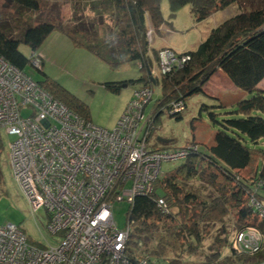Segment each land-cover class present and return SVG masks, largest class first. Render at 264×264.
I'll return each mask as SVG.
<instances>
[{"label": "trees", "instance_id": "1", "mask_svg": "<svg viewBox=\"0 0 264 264\" xmlns=\"http://www.w3.org/2000/svg\"><path fill=\"white\" fill-rule=\"evenodd\" d=\"M0 1L4 5L23 11L35 12L41 7V0ZM85 1V5H90V8L88 7L90 15H84L81 19L74 16L69 21L72 27L60 21L39 20L33 25L29 22L18 34H12L11 24L0 19V55L24 71L30 59L19 51V44L27 45L32 57L39 52L47 36L57 30L74 46L83 47L110 66L132 60L138 61L142 74L136 81L141 82V86L152 88V84L157 83L159 79L151 74L153 60H157L158 49L150 47L152 35L149 39L148 31L159 32L165 23L172 28L171 21H166L163 17L162 0ZM167 2L169 19H172L181 7L188 5L196 22L205 20L233 4L238 5V8L232 16L211 28L206 38L194 49L179 52L187 57L182 66L168 74H159L162 95L153 108L155 113L149 128L148 140L160 111L156 110L164 109L172 115L179 114L185 107L184 98L192 94H203V85L217 70L225 74L235 87L244 91L247 97L237 101L234 108H227L220 103L213 105L226 108L225 113L235 117L223 119L220 123L221 128L214 132V142L207 145L208 150L202 151L201 143L192 139L188 143L196 144L195 150L180 159L182 161L180 165L163 173V177L161 174L151 194L137 195L133 203L128 204L126 216L127 220L132 221V229L127 242V252L130 257L135 258L138 256L137 249L146 247L148 241H154L155 248L147 254L153 264L157 263L151 256H165L175 248V235L171 230H177L175 233L179 234L193 235L192 237L199 242L200 221L222 222L229 214V206L234 210V230H240L246 225H256L264 230L262 225L264 222L260 221L259 226L249 221L250 218H258L247 205L249 193L254 189V182L264 180V148L256 145L264 138V89L257 86L264 79V0H167ZM105 13H109L113 23L109 26L108 37L104 39L99 34L97 25L100 24L98 17H103ZM41 70L42 68L39 71ZM38 83L53 97L87 119L86 105L74 94L48 77ZM102 84L111 91H118L121 86L115 82ZM171 101L181 102L182 110L171 112L169 105ZM200 110L206 111L209 118L215 121L212 105L203 103ZM1 147L3 146L0 137ZM172 147L178 146L163 145L158 149ZM251 164L254 165V172L250 175L242 174V170ZM196 177L214 184L227 181L231 184V189L207 201L200 200L194 192L184 190L178 183L179 179ZM255 193L259 199H264V189L257 187ZM158 197L165 199L169 208L167 213L161 212L156 206ZM192 205L202 207L199 221L189 220L188 207L192 208ZM174 207L176 211L173 210ZM227 242L226 235L222 239L216 237V250L208 254L202 264H211L218 260L221 255L220 248L226 247ZM261 258H264V250L254 256L226 255L223 262H250ZM165 264L180 263L171 259Z\"/></svg>", "mask_w": 264, "mask_h": 264}, {"label": "built area", "instance_id": "2", "mask_svg": "<svg viewBox=\"0 0 264 264\" xmlns=\"http://www.w3.org/2000/svg\"><path fill=\"white\" fill-rule=\"evenodd\" d=\"M148 34L150 39L151 30ZM186 59L162 47L157 53L158 73L168 74ZM42 62L40 52L30 58L37 70ZM151 97L152 88L135 89L114 127L102 128L0 55V137H13L7 145L13 177L31 208L46 211V229L56 236L53 243L46 239L35 245L17 225H0V264H153L147 255L129 256L132 221L117 228L112 203L131 205L137 195L151 194L161 164L185 158L196 144L150 147L155 111H146V106ZM169 105L171 112L183 108L179 101ZM253 187L247 205L264 222V199L255 193L257 187L264 189V180ZM156 206L163 213L169 211L163 197L156 199ZM262 250L264 230L256 225L234 230L229 237V256H254ZM219 264H264V258Z\"/></svg>", "mask_w": 264, "mask_h": 264}, {"label": "rangeland", "instance_id": "3", "mask_svg": "<svg viewBox=\"0 0 264 264\" xmlns=\"http://www.w3.org/2000/svg\"><path fill=\"white\" fill-rule=\"evenodd\" d=\"M85 2V0H41L40 9L33 12L18 10L10 5H4L0 1V19L11 24L12 34H18L29 22L33 25L39 20L60 21L72 27V23L69 21L74 16L81 19L84 15H90L88 10L90 5H85ZM237 8L238 5L233 4L216 12L215 15L206 20L196 22L188 5L181 7L175 16L169 19L168 2L162 0L161 11L163 17L166 21H171L172 28L165 23L161 26L159 32L152 33L151 31L152 38L150 42L154 41L153 47L166 42L180 52L194 49L199 42L206 38L211 28L225 18L232 16ZM98 18L100 19V24L97 25L98 31L101 37L105 39L110 33L108 29L113 22L109 18V13H105L103 17ZM55 32L54 34H58L57 31ZM42 46L39 50L44 48L49 54L46 60L44 58L42 70H37L29 62L25 66L24 72L37 82H42L48 77L59 83L86 105L87 119L91 123L106 129L113 128L122 113L119 112L120 108L122 105L125 106L133 91L141 86V82L136 81L142 74L139 62L132 60L117 66H110L83 47L74 46L67 39H64V41L55 40L50 43L47 40ZM18 49L25 57L30 59L32 53L27 45L20 43ZM153 64L151 74L160 79L155 59ZM159 79L157 83L152 84V100L146 106V111L155 108L156 101L161 98ZM104 82L126 85L120 86L118 91H111L102 84ZM184 103L185 107L179 114L172 115L164 109L156 110L160 111L149 137L151 148L158 149L163 145L183 146L195 138L198 141L197 143H201V150L207 151V145L214 142V132L221 128L220 123L223 122V119L235 117L225 113L226 108L213 107L215 104L218 105V102L200 93L188 95L184 98ZM203 103L212 105V110L215 112V121L209 118L206 111L200 110ZM22 114L26 115L27 111H22ZM160 138L170 141L164 143L159 140ZM1 139L3 147L0 148V225L6 223L17 225L25 233L28 241L35 245L45 244L46 239L53 243L56 236L51 235L46 229L48 220L46 211L43 208H36L35 210L31 208L26 196L13 177L7 149V145L13 137L3 135ZM256 145L264 148V138ZM181 163V160L163 162L161 164L162 177L164 176L163 173ZM253 168L254 165L251 164L241 173L250 175L254 172ZM178 183L184 190H190L200 200L206 201L222 192H229L231 189V184L227 181L214 184L198 177L187 180L179 179ZM128 207V203L125 201H114L112 203L113 219L119 229L124 228L126 224ZM201 208L200 205H192V208L188 207L190 221H199L202 213ZM173 210L176 211V208L174 207ZM229 210V214L224 217L222 222L204 223L200 221L198 234L201 240L199 242L192 237L193 235L179 234L175 233L177 230H171L175 235V248L167 252L165 256H151V259L157 264H165L171 259L178 260L180 264H202L205 262L206 256L216 250V237L222 239L226 235L229 240L234 231V210L231 206H229ZM249 221L259 226L261 223L256 218H250ZM155 244L154 241H148L146 247L137 249V254L147 255L151 249L155 248ZM220 251V258L211 264L222 263L223 258L229 255L228 242L226 247L220 248Z\"/></svg>", "mask_w": 264, "mask_h": 264}, {"label": "crops", "instance_id": "4", "mask_svg": "<svg viewBox=\"0 0 264 264\" xmlns=\"http://www.w3.org/2000/svg\"><path fill=\"white\" fill-rule=\"evenodd\" d=\"M213 15H215V13L212 14L211 16H209L208 18L212 17ZM208 18H206V19H208ZM55 31H57V30L52 31L47 36V38L43 41L42 45L47 40L49 41V43L53 42L55 40H61V41L63 40L64 41V39H67L69 41V39L63 33H61L60 31H57L58 34H54V33H56ZM153 42L154 41H152L151 44H150V47L152 49L157 50V49H160L162 47H169V48L175 50L176 52H180V51L172 48L171 45L169 43H166V42L158 44L157 47H153ZM42 45H41V47H43ZM39 52L43 55V61H44V58L46 60V58L49 57V54L46 51V49L42 48L41 50H39ZM156 62H157V60H156ZM257 86L260 89H264V79H262L258 83ZM203 90H204V93L202 95L214 99L216 102L220 103L221 105H223V106H225L227 108H234L237 101H239L242 98L247 97V94L244 91L240 90L239 88L235 87L233 85V83L227 78V76L225 74H223L220 70H217L210 77V79L203 85ZM128 101H129V99L127 100V102ZM123 108H124V105H122V107L120 108L119 112H122Z\"/></svg>", "mask_w": 264, "mask_h": 264}, {"label": "water", "instance_id": "5", "mask_svg": "<svg viewBox=\"0 0 264 264\" xmlns=\"http://www.w3.org/2000/svg\"><path fill=\"white\" fill-rule=\"evenodd\" d=\"M125 85H126V84H123V85H121V86H125ZM160 141H161V142H169L170 140H168V139H161V138H160Z\"/></svg>", "mask_w": 264, "mask_h": 264}]
</instances>
